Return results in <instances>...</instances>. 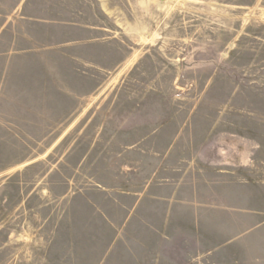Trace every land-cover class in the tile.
I'll return each instance as SVG.
<instances>
[{
	"label": "rangeland",
	"instance_id": "1",
	"mask_svg": "<svg viewBox=\"0 0 264 264\" xmlns=\"http://www.w3.org/2000/svg\"><path fill=\"white\" fill-rule=\"evenodd\" d=\"M56 3L100 49L74 62L78 100L56 102L70 115L0 149V264H75L81 194L170 176L213 120L254 141L264 112V0Z\"/></svg>",
	"mask_w": 264,
	"mask_h": 264
},
{
	"label": "crops",
	"instance_id": "2",
	"mask_svg": "<svg viewBox=\"0 0 264 264\" xmlns=\"http://www.w3.org/2000/svg\"><path fill=\"white\" fill-rule=\"evenodd\" d=\"M65 16L81 15L56 0H0V149L22 143L25 127L50 132L71 113L56 102L78 100L74 62L97 61L100 43ZM255 116L254 141L233 142L231 124L213 120L175 176L160 167L139 188L81 194L75 264H264V112Z\"/></svg>",
	"mask_w": 264,
	"mask_h": 264
}]
</instances>
